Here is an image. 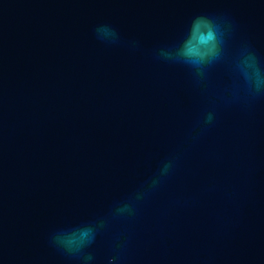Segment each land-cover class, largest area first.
I'll return each mask as SVG.
<instances>
[{"label":"water","instance_id":"95a60500","mask_svg":"<svg viewBox=\"0 0 264 264\" xmlns=\"http://www.w3.org/2000/svg\"><path fill=\"white\" fill-rule=\"evenodd\" d=\"M249 55L264 81V0H0V264H264Z\"/></svg>","mask_w":264,"mask_h":264},{"label":"clouds","instance_id":"9594fccd","mask_svg":"<svg viewBox=\"0 0 264 264\" xmlns=\"http://www.w3.org/2000/svg\"><path fill=\"white\" fill-rule=\"evenodd\" d=\"M98 34L103 32L107 37L115 39L117 33L115 30L108 26H102L97 29ZM217 35L222 36L220 25L215 23L213 20L205 16H199L192 22L190 33L187 40L184 42L183 47L180 51V55L183 57V61L193 67H198L209 56L215 55L214 42L217 39ZM246 61H251L254 66L255 73V85L257 88L260 87L261 80L259 69L255 67V58L249 55ZM211 120V116L208 117ZM171 167L170 164H165L163 167V173H167ZM128 206L125 205L123 208L118 209L119 212L127 211ZM95 231L92 227L82 228L79 232V239L63 238L61 235H57L55 241L64 246L68 251L72 245H78L84 247L86 244L91 243L94 239Z\"/></svg>","mask_w":264,"mask_h":264}]
</instances>
